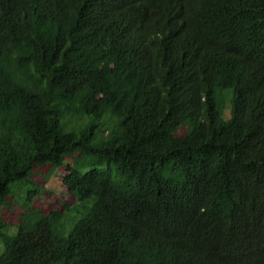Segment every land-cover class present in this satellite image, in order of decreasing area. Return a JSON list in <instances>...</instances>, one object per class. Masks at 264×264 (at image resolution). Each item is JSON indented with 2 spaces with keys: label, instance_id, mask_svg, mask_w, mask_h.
Here are the masks:
<instances>
[{
  "label": "trees",
  "instance_id": "16d2710c",
  "mask_svg": "<svg viewBox=\"0 0 264 264\" xmlns=\"http://www.w3.org/2000/svg\"><path fill=\"white\" fill-rule=\"evenodd\" d=\"M57 169L75 203L43 214ZM0 245L264 264V0H0Z\"/></svg>",
  "mask_w": 264,
  "mask_h": 264
},
{
  "label": "rangeland",
  "instance_id": "374dc122",
  "mask_svg": "<svg viewBox=\"0 0 264 264\" xmlns=\"http://www.w3.org/2000/svg\"><path fill=\"white\" fill-rule=\"evenodd\" d=\"M226 112L228 114L229 110L227 109ZM184 133L185 132L181 130L179 131L178 135L183 136ZM63 174L64 170L57 169L46 180L36 176L37 178L35 180L38 182V184L42 185V191L34 198L31 204L32 208H35L41 213L46 214L62 208L63 203H69L72 205L75 203L73 196L67 192L66 188L60 182V178L63 176ZM3 214L5 219L14 226L21 214V208L18 205H12L10 208H4ZM79 217L80 215L77 213V218ZM1 251L2 248H0V252Z\"/></svg>",
  "mask_w": 264,
  "mask_h": 264
}]
</instances>
